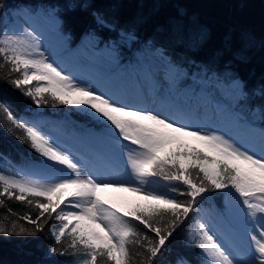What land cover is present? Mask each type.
<instances>
[{"label":"snow or ice","instance_id":"1","mask_svg":"<svg viewBox=\"0 0 264 264\" xmlns=\"http://www.w3.org/2000/svg\"><path fill=\"white\" fill-rule=\"evenodd\" d=\"M92 15L97 25L110 27L105 17L98 13ZM93 35L89 33V36ZM122 35L128 39L134 38L129 33ZM30 47L18 35H0V70H6L0 75V81L11 85L37 106L49 103L45 97L47 94L59 104L73 105L90 112L109 127L114 126L119 138L129 142L124 145L125 156L128 168L139 180V184L106 183L88 175L85 178L69 177L41 185L0 172V206L3 205L2 198L5 196L21 202L27 196L43 197L47 201H35L40 212L34 220L27 215L21 217L35 226L34 232L28 231L24 226L16 231V224L13 222L11 229L0 225V234L35 236L43 232L47 223H39L41 218L46 213L49 217L56 213L55 219L60 223L53 224L49 229L54 240L50 251L61 256L72 255L73 264H101L105 257L112 264H133L129 245L143 249V252L135 253L141 257L140 264H163L169 252L167 242L189 218L196 198L209 190L230 189L238 194L240 201L248 209L247 216L255 229L249 232L251 256L245 264H264V152L257 156L248 150H242L215 132L191 130L186 126H177L151 111L131 109L112 97L97 93L91 87L76 83L57 66L48 62L43 54L33 55L36 49L29 51ZM234 80L243 90V82L238 77ZM33 82H37L38 86H30ZM0 114L12 125L6 130L15 135L16 139L28 144L47 160L65 166L72 172L78 171L77 164L66 153L50 143L49 138L36 126L18 119L11 107L2 101ZM14 128L23 130V135H17ZM184 137H191L199 142L201 149L188 145ZM193 169H198L196 178H193ZM157 179L168 184L179 182L186 188L173 186L170 191L175 195L169 196L144 186ZM113 187L143 193L145 200L155 203L137 205L134 210L121 215L112 208L105 207L98 195ZM229 194H232L231 191ZM66 196L72 197V200H66ZM33 202L27 200L28 204ZM62 205H70L78 211H66ZM126 217L138 221L149 232L154 233L155 237L138 232L136 225ZM88 225H95L100 231L92 230ZM66 236L70 237V243L63 249L57 248L55 245H60ZM189 237V243L200 250L204 264H240L201 220H194ZM175 264H188V261L181 258Z\"/></svg>","mask_w":264,"mask_h":264},{"label":"trees","instance_id":"2","mask_svg":"<svg viewBox=\"0 0 264 264\" xmlns=\"http://www.w3.org/2000/svg\"><path fill=\"white\" fill-rule=\"evenodd\" d=\"M49 7L55 8L53 12L59 18V29L69 45L75 46L85 38L93 37L97 46L107 45L119 62L129 63H133L137 53H144L148 48L161 56L176 73H181L180 85L200 74L223 84L238 77L243 82V90L232 106L236 122L264 132V0H0V20L15 10L27 8L31 13L48 12ZM93 13L105 17L110 27L97 25ZM89 33L94 35L89 36ZM123 33L134 38L128 39ZM5 71L0 70V75ZM30 86L34 87L35 82ZM45 97L49 103L37 106L11 85L0 81V101L28 124L32 123L36 112H41L65 133L85 135L84 125H100L75 106L59 104L47 94ZM11 126L0 114V163L29 172L39 166L43 157L9 133L6 128ZM14 132L23 135L21 129L14 128ZM197 172L198 169L192 170L193 178ZM173 186L186 188L179 182L168 184L159 179L150 187L173 196L175 194L170 191ZM224 193L225 190H209L196 198L189 218L169 238V252L163 264H175L181 258L188 264L204 263L200 250L189 243V232L200 210L223 209ZM2 199L0 225L11 229L15 222L16 231L20 226L28 231L36 230L29 220L21 217L27 215L34 220L40 212L35 201L47 203L43 197L27 196L23 202L6 196ZM27 200L34 202L28 204ZM134 209L130 207V211ZM55 216L56 213L51 217L46 213L39 222L47 221L44 230L35 236L0 234V264H73L72 255L61 256L50 251L54 240L49 229L57 221ZM126 219L132 220L138 232L155 237L138 221L131 217ZM68 243L70 237L66 236L55 246L63 249ZM129 249L133 264H140L141 257L135 253L143 252V249L136 245H129ZM101 264L112 262L105 257Z\"/></svg>","mask_w":264,"mask_h":264},{"label":"rangeland","instance_id":"3","mask_svg":"<svg viewBox=\"0 0 264 264\" xmlns=\"http://www.w3.org/2000/svg\"><path fill=\"white\" fill-rule=\"evenodd\" d=\"M53 11V7H49L48 12L40 10L36 13H31L27 8L15 10L0 20V35L20 36L25 44L31 45L29 51L36 49L33 55L43 54L48 62L76 83L91 87L131 109L151 111L177 126H186L191 130L215 132L257 156L264 152V133L253 126L236 122L232 106L239 96L238 82L233 81L231 87V84H223L200 74L198 78L195 75L191 81L180 85L181 73H176L161 56L148 48L144 53H137L133 63H129L119 62L107 45L97 46L93 37L85 38L78 45H69L59 29V18ZM35 86H38L37 82ZM86 113L96 119L90 112ZM32 119L29 125L36 126L49 138L50 143L66 153L77 164L78 171L72 172L42 156L39 166H34L29 172L0 163L3 174L41 185L88 175L106 183L139 184V180L131 174L125 156L124 145L129 142L119 138L114 126L109 127L96 119L100 125H84L85 135H77L62 132L57 123L41 112H36ZM183 139L188 145L201 149L200 143L193 138ZM144 186L153 190L151 184ZM224 194L223 209L201 210L196 219L208 225L210 233L234 259L245 264L251 256L249 232L255 229L247 216L248 209L238 194L230 189H225ZM98 195L105 207L121 215L130 211V207L155 203L145 200L143 193L117 187L106 189ZM65 199L70 201L72 197L66 196ZM62 207L66 211H78L70 205ZM59 223L56 221L53 224ZM88 227L100 231L95 225Z\"/></svg>","mask_w":264,"mask_h":264},{"label":"bare ground","instance_id":"4","mask_svg":"<svg viewBox=\"0 0 264 264\" xmlns=\"http://www.w3.org/2000/svg\"><path fill=\"white\" fill-rule=\"evenodd\" d=\"M235 81V80H234ZM233 81H231V82H229V83H227V84H231ZM231 87H232V84L230 85ZM228 88H230V87H228ZM237 100V99H236Z\"/></svg>","mask_w":264,"mask_h":264}]
</instances>
